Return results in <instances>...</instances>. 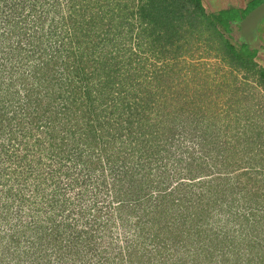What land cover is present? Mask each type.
Instances as JSON below:
<instances>
[{"label":"trees","instance_id":"trees-1","mask_svg":"<svg viewBox=\"0 0 264 264\" xmlns=\"http://www.w3.org/2000/svg\"><path fill=\"white\" fill-rule=\"evenodd\" d=\"M115 1L0 0V25H4V29L0 26V43L14 38L7 53L0 48V125L5 126L4 132L12 133L9 142L18 147L23 145L14 138L19 131H24L25 139L35 137L27 149L33 147L39 157L49 144L50 156L65 168L63 173H55L50 196L45 187L36 186V206L28 200L26 208L14 212L15 221L2 237L6 241L0 264H243L242 251L233 246L221 245L225 251L217 252L221 246L211 248L206 241L188 248L191 236L207 230L208 224L182 221L179 209L187 202H194L189 206L198 211L201 207L209 210V224L223 226L212 231L221 238L220 244L231 235L248 244L242 248L245 264H257L255 259L263 262L262 252L251 255L264 248V210L253 206L258 179L252 172L219 173L211 178V173H204L206 164L184 173L175 185L170 182L160 189L154 174L161 171V165L159 168L151 158L163 156L161 145L155 143L163 141L165 131L175 129L169 118L174 111L168 110L173 96L167 94L164 83L168 84L165 79L170 77L172 60L182 50L176 42L182 38L183 27L200 33L211 31L221 43L220 60L229 63L231 70L256 78L264 89V66L255 61L256 51L232 42L226 36L232 33L230 16L209 13L202 0H129L123 9L138 19L140 37L157 51L162 63L160 72L150 69L145 77L157 83L153 92H144L138 82L130 88L125 83L123 61L113 56V48L108 49L121 32L112 27L111 20L106 21L116 5L120 6L121 2ZM14 11L28 13L16 20L10 13ZM30 15H35L34 20ZM30 23L35 27L32 32ZM182 99L179 95L178 101ZM159 101L155 109L153 102ZM197 104L194 94L180 108L190 111ZM34 161L30 168L35 170L47 165L40 158ZM31 174L32 170L27 179ZM159 175L164 177L163 171ZM41 181L44 184L47 178ZM201 181L208 182L207 188H192ZM187 189L196 190L199 202L193 194L188 198L191 192ZM244 203L256 211L253 218L242 208ZM43 208L48 216L42 218ZM232 208L239 210L236 218L251 221L233 227ZM217 209L223 220L216 218ZM24 215L31 219L27 227L33 234L22 224L27 220ZM192 215L200 217V212ZM117 227L122 234L116 243L111 233Z\"/></svg>","mask_w":264,"mask_h":264},{"label":"rangeland","instance_id":"rangeland-1","mask_svg":"<svg viewBox=\"0 0 264 264\" xmlns=\"http://www.w3.org/2000/svg\"><path fill=\"white\" fill-rule=\"evenodd\" d=\"M112 1L116 4L115 0ZM119 2H121L120 6L116 5L113 14L109 17L106 16V21L111 20L112 27L117 32L121 31L116 35V38L113 39V44L110 45L108 49L113 48V56L117 55V60L123 61L122 66H124L127 76L125 83H127L130 88L135 87V83L138 82V88L143 89L144 92H153L157 83L150 80L149 77L148 81L145 77L146 74H150V69H157L158 72H160L158 66H161L162 63L159 60L157 51L152 50L150 47L148 48L146 39L140 37L138 32L140 26L137 27L138 19L136 17L131 18L127 11L123 9L124 4L129 2V0H119ZM95 6L97 5L95 4ZM14 12L10 13L11 17L16 18V20L25 17L28 13L24 12L21 14L19 11ZM225 14L229 17L228 13ZM34 17L35 15H30L29 18L34 20ZM0 26L4 29L3 22H1ZM32 26L33 23H30L28 27L30 28L29 32L34 30L35 27ZM211 33V31L202 33L197 31L194 32L189 30L186 26L183 27L181 32L182 38H180V41L176 42V45L180 44L182 46V50L179 52L180 55L178 56L180 57V61H176L178 57L172 60L174 61V65L170 71V77L169 79H165L168 84L166 85L161 81V84L164 83L167 94L169 93L173 96L168 103V110L171 113L174 111L169 118L175 122L173 124L175 129L170 133L165 131L164 137H162L163 141L157 139L159 141L155 143V145H161L163 156L160 157L159 154H157L159 158L154 155H151V158L155 160L154 162H156L159 168L161 165L160 170L163 171L165 177L164 179V177L159 175L161 171L156 172L154 174L155 184L158 183L160 189L161 187L164 188V184L168 185L170 182H173L175 185L180 181L179 179L181 177H184V173L194 172L201 165L205 166L206 164L208 169L205 166L204 173H211V178H214V176H217L219 173L237 174L238 172L249 171L258 179V188L256 191H253L255 195V197L253 196V203L255 204L253 206L257 207V210L260 208L262 211L264 210V89L258 85L256 78L252 76L246 77V73L243 71L231 70L229 63L220 60L218 56L220 52L218 49L221 43L217 36H213ZM226 36L233 42L234 37L232 35L227 34ZM230 36H232L233 39ZM234 36L237 38L236 40L239 39L237 33H234ZM23 42L28 44L24 36ZM10 44H14V38L12 39L9 37L2 41L0 43L1 52L7 53L5 50H7V46L9 47L8 49L11 48ZM104 52H107V48ZM2 53H0V56ZM132 59L134 61L132 63L134 67L130 64ZM134 72H138V77L134 75ZM2 81L3 79H0V82ZM150 81L152 83H150ZM194 94L198 104L192 106V110L190 111H181L180 105L184 106L191 101L194 98ZM179 95L181 98H184L182 102L178 101ZM161 102L162 101L153 102V106L156 105L154 108L157 109L159 107L157 104L160 105ZM147 105L146 101V106ZM177 114H181L182 116L175 121L173 117ZM157 120L160 121L161 118ZM5 124L8 125V123ZM162 125H164V123H162ZM4 131L5 126L0 125L1 253L4 251L3 244L6 241V239L4 240L2 237L8 233L12 223L15 221L12 217L14 212L19 211L21 208H26L29 203L28 200L31 201L32 204H36V201L39 200V198L33 197L38 192L36 191V186H41V188L42 186L45 187V192L50 196L54 187L53 182L56 183L57 180L55 173L61 174L65 169L58 161L56 162L55 159L50 156L48 143L47 148H42L39 157L38 152L35 153L33 147L27 149V147L33 144L31 138L35 137L25 139L23 134L24 131H19L14 138L16 142L22 140L24 146L18 147V144L13 145V143L9 142L12 133L8 134ZM56 134H59V132H56ZM63 135L64 134H61V137ZM166 136H168V140L164 139ZM26 141H30V143L26 145ZM36 158L45 161L47 164L46 167L43 166L42 169L39 168L36 170L33 167L30 168L32 164L35 166L34 160ZM143 158H145V156H143ZM31 170L32 176L27 179V173ZM45 177L47 181L43 184L41 180L44 181ZM163 179L164 183L162 182ZM207 185L208 182L205 184L201 181L198 182L197 186L192 188H199L201 191L207 188ZM186 191L188 192L190 190L187 189ZM56 192L57 191H55V194ZM74 192L77 193V189L74 190ZM190 192L191 193H188V198L190 196L192 197L193 194L195 200L199 202V195L196 190ZM202 195L204 197L203 200L206 202V197L204 194ZM29 196L31 199L28 198ZM233 196H235V194ZM25 198L28 199L25 200ZM193 204L195 203L187 202L183 210L179 209L181 214H183L182 221H186L188 224L192 225L198 223L204 224L205 227L208 224V228L207 230H202L197 236H191L188 241V244L190 242L188 245L190 250L197 245V242L198 244L201 243V245H204L207 241L206 244L210 245L209 247L211 248L224 245L225 248L227 246L230 248L233 246V249H239V251L242 252L245 251L242 248L246 249L248 244L242 241L240 242L239 238L233 237V235L228 237V240H223V243L220 244L221 238L216 237L212 231L222 229L223 226L221 224H218V226L216 224H209L210 221L207 220V213L209 210L207 211L206 208L202 207L199 208V211L195 209V207L190 208ZM31 207V205L28 206V208ZM242 208L246 209L248 217L253 218L256 215V211L250 207H245V203L242 204ZM184 210L185 212H183ZM193 211L200 212V217L192 215ZM234 211L233 227L236 226V228H238L242 224L241 222L247 223L251 221L252 218L245 219L241 216L236 218L240 213L237 208H232V212ZM42 214V218L48 216L47 213L44 212V208ZM220 217L222 218L217 209L216 218ZM24 218L27 219L22 222L24 228H26V232H28V234H33L34 230L27 227L29 225L27 223L31 219L25 215ZM58 219H60V217H58ZM167 219L170 220L171 217H167ZM164 220H166V218H164ZM221 220H223V218ZM183 227L187 228V226H182L181 228ZM116 229L113 235L111 233L115 242L118 238H121L120 234H122L121 229H118V227ZM224 230L226 229L224 228ZM239 235L242 236L243 240L245 239L244 235L241 233ZM200 239L201 241H199ZM222 246L217 252L225 251L222 250ZM259 251L264 254V248H261L255 252L252 251L253 254L251 253V255H255ZM242 252H239L241 256L240 260L245 264L246 258L242 256ZM16 254L18 253L16 252ZM10 257L11 255H9L8 258ZM16 258L17 257H12L13 260H16ZM255 261L257 264H264V260L260 262V260L255 259Z\"/></svg>","mask_w":264,"mask_h":264},{"label":"crops","instance_id":"crops-1","mask_svg":"<svg viewBox=\"0 0 264 264\" xmlns=\"http://www.w3.org/2000/svg\"><path fill=\"white\" fill-rule=\"evenodd\" d=\"M203 5L209 13L221 14L228 13L230 16V28L233 31L230 36L235 42L236 39L234 33L239 35L240 27L235 20H238L241 16H247L255 7L264 3V0H202ZM239 44H244L250 49L256 51V58L260 65L264 66V19L258 25L255 32L247 38L245 35L238 36ZM242 41V42H241Z\"/></svg>","mask_w":264,"mask_h":264},{"label":"water","instance_id":"water-1","mask_svg":"<svg viewBox=\"0 0 264 264\" xmlns=\"http://www.w3.org/2000/svg\"><path fill=\"white\" fill-rule=\"evenodd\" d=\"M264 19V3L255 7L247 16H241L235 23L240 27V34L249 36L252 35L257 29L258 25Z\"/></svg>","mask_w":264,"mask_h":264},{"label":"flooded vegetation","instance_id":"flooded-vegetation-1","mask_svg":"<svg viewBox=\"0 0 264 264\" xmlns=\"http://www.w3.org/2000/svg\"><path fill=\"white\" fill-rule=\"evenodd\" d=\"M232 32H233V31H232ZM239 34H240V33H239ZM236 42H237V43H239V42H240V40L238 39V40H236ZM241 42H242V41H241Z\"/></svg>","mask_w":264,"mask_h":264}]
</instances>
